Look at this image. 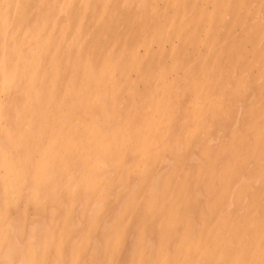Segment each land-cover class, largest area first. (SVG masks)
I'll list each match as a JSON object with an SVG mask.
<instances>
[{
    "label": "bare ground",
    "instance_id": "bare-ground-1",
    "mask_svg": "<svg viewBox=\"0 0 264 264\" xmlns=\"http://www.w3.org/2000/svg\"><path fill=\"white\" fill-rule=\"evenodd\" d=\"M259 12L264 0H0V264H264V95L255 113L240 110L255 91L234 109L215 90L244 70L264 93ZM214 132L223 168L255 160L224 173L223 194L200 164ZM157 191L170 217L150 233Z\"/></svg>",
    "mask_w": 264,
    "mask_h": 264
},
{
    "label": "rangeland",
    "instance_id": "rangeland-1",
    "mask_svg": "<svg viewBox=\"0 0 264 264\" xmlns=\"http://www.w3.org/2000/svg\"><path fill=\"white\" fill-rule=\"evenodd\" d=\"M263 13V12H262ZM261 13V14H262ZM259 14H260V12H259ZM260 14V15H261ZM264 14V13H263ZM262 14V15H263ZM236 27V28H235ZM234 28L235 29H237V30H234V28L232 29V32H233V30L235 31L232 35H234L233 37L234 38H236V39H240L241 37V29L238 27V25L237 26H235ZM237 32V33H236ZM240 32V33H239ZM243 43H245V44H247V46H243L244 44H242L240 47H246V48H250L251 47V42L250 41H248V40H246V41H244ZM249 45H250V47H249ZM245 48V49H246ZM204 50V49H203ZM205 51V50H204ZM203 51L202 50H200V53H202ZM206 52V51H205ZM205 52L204 53H202V55L203 54H205ZM206 55V54H205ZM207 60H208V58H207ZM261 60V59H260ZM189 62V64L191 65L192 63H194V61L193 62H191V60H189L188 61ZM222 64L223 65H225L226 66V71L227 72H225V78H222V76H221V78L223 79V80H225L226 79V76H228L229 77V81L230 82H232V80L234 79V81L232 82V84L229 86V84H228V82L226 83V81H228V79H226V81H224L223 82V80H221L219 83H226V85H222V84H220V85H218V87H220V89H218V87H216L215 88V90L217 91V95L219 96L220 95V97L222 98L223 97V95L225 96V95H229L230 94V96H225V97H223L221 100L224 102V101H228V102H230V103H232V105L234 106V104L233 103H235L234 101H240V102H243L242 101V99L241 98H243V97H246L245 95H248V93L249 94H251L250 92H252L253 94H255V97H254V95H253V98L252 99H250L251 97H249V96H252V95H248V97H246L245 98V100L247 99L248 101H246V102H243V107H245L246 106V108L245 109H241L242 108V106H241V108H240V110H245V111H249V110H252V109H250L252 106L254 107V105H253V102H254V100H255V102H256V99L258 98L257 97V95H258V93H260V95H264V93H261V92H259V91H257V90H259L258 88H260V86H261V82H262V79H259V80H261V81H258V79H257V77L256 78H254L255 76H252L253 75V73H251L252 71H247L248 73V75H250V76H248L249 77V79H251L250 77L252 76V79L251 80H257L258 82H260V85H258V82H256V83H254L255 81H249L247 84L248 85H246L245 83L243 84V85H245V86H242L240 83H241V81L239 80V79H241V75L243 74V71L244 70H240V71H242L240 74H239V70L237 69V68H239L240 69V66H237V68H235L234 67V70L235 69H237L239 72H238V74L239 75H236V74H234V72L236 73V70L233 72V70H231L230 71V76H229V70L230 69H233V67L232 68H230V66H229V63L225 60H223L222 61ZM228 64V65H227ZM169 65V64H168ZM168 65H166V66H164V64H158V66L161 68V69H164V67L166 68V69H168ZM153 67H156V64L155 63H153V65H152ZM163 66V67H162ZM226 73L228 74V75H226ZM233 74L235 75V78H233L232 76H233ZM254 75H255V73H254ZM182 76V75H181ZM238 77V79H237V77ZM239 76H240V78H239ZM257 76V75H256ZM245 77V76H244ZM182 78H183V76H182ZM231 78H233L232 80H231ZM235 79H237L238 81H239V84L242 86V89L244 90H242L241 89V86L238 84L237 86H234V90H231V89H233V85H235V82L237 81V80H235ZM238 81H237V83H238ZM184 82V81H183ZM250 82H252V83H254L253 84V87H251V86H249V83ZM258 85V87L257 86H254V85ZM167 85V84H166ZM250 85H251V83H250ZM232 86V87H231ZM247 86H248V88L249 87H251V88H249V91H248V88H247ZM225 87H227V89H229L228 87H230L231 89H229V91H227L226 93H223L225 90H227ZM244 87H246L247 89L245 90V88ZM254 87L257 89V90H252V89H254ZM157 88V87H156ZM186 88V89H185ZM196 88V89H195ZM237 88V89H236ZM241 89V91L239 92V90ZM224 89V90H223ZM239 89V90H238ZM251 89V90H250ZM180 90V89H179ZM182 90H183V87H182ZM189 91V92H187V91ZM195 90V93H197L198 91H197V87H194L193 85H192V87H191V89H188V87H185V85H184V91H185V93L186 94H190V96H189V94L188 95H186L185 94V97H187V98H189V99H192V98H194L195 99V97L196 96H198L199 95V93H197V95H194L195 93H193V91ZM223 90V91H222ZM183 91V92H184ZM191 91H192V94H191ZM218 91H220V93H222V94H220V93H218ZM222 91V92H221ZM233 91V92H232ZM234 91H236V92H234ZM238 91V92H237ZM243 91V92H242ZM175 92V91H174ZM258 92V93H257ZM125 93L126 94H124L123 93V95L124 96H126V95H128L127 93L128 92H126L125 91ZM179 93V92H178ZM177 93V94H178ZM232 93L234 94V95H232ZM176 94V95H177ZM257 94V95H256ZM181 94H179V96H180ZM193 95V96H192ZM129 96V95H128ZM195 96V97H194ZM201 96H203V95H201ZM259 96V95H258ZM178 97V96H177ZM192 97V98H191ZM229 97H230V99H229ZM260 97V96H259ZM237 98L239 99V100H237ZM255 98V99H254ZM200 99V98H199ZM224 99V100H223ZM262 99V98H261ZM244 100V101H245ZM260 100V99H259ZM259 100H257L258 102H259ZM262 100H263V102H262ZM261 100V102H262V104H264V96H263V99ZM232 101V102H231ZM250 101L252 102V103H250ZM238 102H236V103H238ZM239 102V103H240ZM235 103V106H234V109H236L237 107L236 106H238L239 104H236ZM247 105H246V104ZM260 103V102H259ZM259 103H257L256 102V104H259ZM225 104V103H224ZM250 104H252V106L250 105ZM245 105V106H244ZM260 105V104H259ZM236 107V108H235ZM252 107V108H253ZM215 109V108H214ZM213 108L210 110L209 109V111L207 112L206 110H208V109H206L205 110V115H209L208 117L210 118L211 116H210V114L209 113H211V112H214L213 110H214ZM249 109V110H248ZM254 109V108H253ZM260 109V108H259ZM263 106H262V111L261 110H259L260 112H259V114H261V113H263V115H264V111H263ZM216 111L213 113V114H218L219 115V111H217V109H215ZM193 111V110H192ZM254 111H255V109H254ZM173 113H177L178 112V110L176 111H172ZM255 113H258V111H255ZM259 114H257V115H259ZM216 116V115H215ZM214 117V116H213ZM184 119V115L183 114H176L174 117H172V118H170V121L172 122L171 124H181L183 121H181V120H183ZM188 119H190V118H188ZM214 119V118H213ZM245 119H246V117H242L240 120H239V122H230V123H228V124H226V126H224V128H226L227 129V132H229V130L230 131H232V130H239V129H243V127L245 126L244 124H245ZM245 128V127H244ZM199 135H204L205 134V132H204V130H201V129H199L198 130V132H197ZM221 141H222V137L218 134V133H212L211 135H209L208 137H207V140H204V142H202L203 144H202V146L204 147V148H209V149H213V150H217L215 153H214V155H213V157L210 159V160H204V161H201V163L200 164H202V165H204L205 166V164L208 166V165H213L214 167H215V171L217 170V176H216V180L215 181H210V182H208V184H207V188H214V187H219V186H224L223 187V190H221V194H223L224 192H226L227 190V187L228 186H231L230 184H227V182H226V176H224V173L226 172V171H228V169L230 170V169H232V167H234V166H236V165H238V166H240V167H244V166H241L242 164H244V163H246V162H252V163H254L255 162V160L253 161L252 159H254V157H252L251 156V154L249 153V154H245V155H243V156H240V157H238V158H236V161L234 162V164H233V166H230V167H228V168H223L222 167V164H221V160H222V152H223V150H218L220 147H221ZM157 143H159V146L160 147H158V148H160L161 150H163V147H161L162 145H163V141H158ZM264 146V145H263ZM262 146V147H263ZM167 151V150H166ZM262 151H264V147H263V149H262ZM154 157L153 158H150L151 160V164H153V163H155V164H157V165H162L163 163H164V158L166 157V156H158V155H153ZM218 161H220V163H218ZM176 163V165L178 166V168H180V170L179 171H181V170H186V168H188V165L189 164H187V163H189V161H188V158H187V156H186V150H184V151H181V154H180V157H179V159H178V161H176L175 162ZM186 164V165H185ZM246 168V167H245ZM247 169V168H246ZM253 170V169H252ZM251 171V170H250ZM234 172V171H233ZM220 173V174H219ZM230 173V172H229ZM219 174V175H218ZM249 174H250V172L249 171H246L245 173H244V177L247 179L248 178V176H249ZM231 175V174H230ZM237 187H235L234 188V196H235V194H244L245 192H247L248 190H249V186L248 185H243L242 183L241 184H237L236 185ZM168 187H170V186H168ZM176 187H182V186H176ZM180 194V193H179ZM158 197H156L155 195H149V196H147V200H148V203H150V206L152 207V208H155V210H153V212L154 213H152L151 214V216H150V222L151 223H153V225H150L149 224V229H151V230H149V232L151 233V232H155L156 230H157V228L158 227H160V226H163L164 224H165V222L169 219L168 217H170L169 215H167V212H165L164 210H162V207L164 206V208H165V205L163 204V206L161 205V210L162 211H160L159 210V208H158V205L159 204H161L163 201H162V199H161V191H160V193L157 191V194H156ZM234 196H232V197H234ZM157 198V199H156ZM168 216V217H167ZM157 247H158V245H156ZM173 249H169V252L170 251H172ZM174 258V257H173ZM184 262H181V261H178V262H176V263H173V264H183Z\"/></svg>",
    "mask_w": 264,
    "mask_h": 264
}]
</instances>
